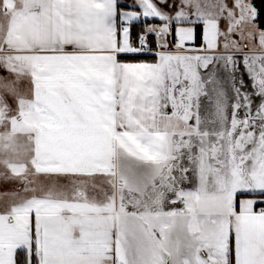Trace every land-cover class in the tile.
Wrapping results in <instances>:
<instances>
[{
  "label": "snow or ice",
  "instance_id": "6c2138e0",
  "mask_svg": "<svg viewBox=\"0 0 264 264\" xmlns=\"http://www.w3.org/2000/svg\"><path fill=\"white\" fill-rule=\"evenodd\" d=\"M259 24L252 0H0V264H264Z\"/></svg>",
  "mask_w": 264,
  "mask_h": 264
},
{
  "label": "trees",
  "instance_id": "16d2710c",
  "mask_svg": "<svg viewBox=\"0 0 264 264\" xmlns=\"http://www.w3.org/2000/svg\"><path fill=\"white\" fill-rule=\"evenodd\" d=\"M252 3L258 9V12H259V20H260L259 26L261 28H264V0H253ZM136 30L138 31L139 29H136ZM197 43H199V41H197ZM128 59L152 60V57H150V56H142V57H131V58H128Z\"/></svg>",
  "mask_w": 264,
  "mask_h": 264
},
{
  "label": "crops",
  "instance_id": "0c3cea01",
  "mask_svg": "<svg viewBox=\"0 0 264 264\" xmlns=\"http://www.w3.org/2000/svg\"><path fill=\"white\" fill-rule=\"evenodd\" d=\"M253 1V0H252ZM8 74L5 72V71H3L2 69H0V78H2V77H6ZM22 90H26V85L25 86H22ZM10 103H11V101H10ZM5 171V169H3L2 167H0V173H2L1 171ZM3 171V172H4ZM14 186V187H16L17 189H19V185L18 184H15V183H12V182H7V181H5V180H3L2 178H0V186H4V187H7V186ZM256 199H261V198H259V197H255ZM258 207H259V205H258Z\"/></svg>",
  "mask_w": 264,
  "mask_h": 264
},
{
  "label": "rangeland",
  "instance_id": "374dc122",
  "mask_svg": "<svg viewBox=\"0 0 264 264\" xmlns=\"http://www.w3.org/2000/svg\"><path fill=\"white\" fill-rule=\"evenodd\" d=\"M10 101H9V103H10ZM3 171H1V172H3ZM15 190H18V189L16 187H14V186H10V185L7 186V187L0 186V196H3V194H5V193H11V192H13ZM4 203H6L5 200H0V207H2L4 205Z\"/></svg>",
  "mask_w": 264,
  "mask_h": 264
}]
</instances>
